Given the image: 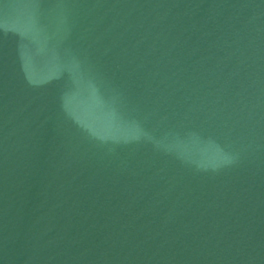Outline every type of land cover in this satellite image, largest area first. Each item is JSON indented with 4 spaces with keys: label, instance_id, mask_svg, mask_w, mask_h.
<instances>
[{
    "label": "water",
    "instance_id": "1",
    "mask_svg": "<svg viewBox=\"0 0 264 264\" xmlns=\"http://www.w3.org/2000/svg\"><path fill=\"white\" fill-rule=\"evenodd\" d=\"M0 264H264V0H0Z\"/></svg>",
    "mask_w": 264,
    "mask_h": 264
}]
</instances>
